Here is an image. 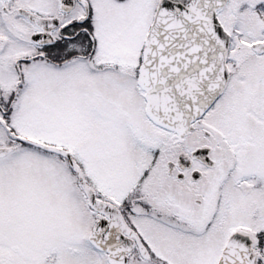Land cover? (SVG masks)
Returning <instances> with one entry per match:
<instances>
[{
  "label": "snow or ice",
  "instance_id": "snow-or-ice-1",
  "mask_svg": "<svg viewBox=\"0 0 264 264\" xmlns=\"http://www.w3.org/2000/svg\"><path fill=\"white\" fill-rule=\"evenodd\" d=\"M0 264H264V0H0Z\"/></svg>",
  "mask_w": 264,
  "mask_h": 264
}]
</instances>
